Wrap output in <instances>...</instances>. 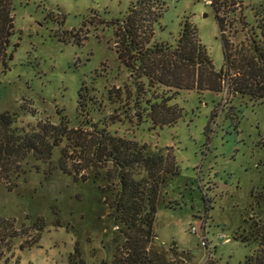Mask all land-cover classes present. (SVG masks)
Wrapping results in <instances>:
<instances>
[{"label":"rangeland","instance_id":"1","mask_svg":"<svg viewBox=\"0 0 264 264\" xmlns=\"http://www.w3.org/2000/svg\"><path fill=\"white\" fill-rule=\"evenodd\" d=\"M143 1L13 0L0 113L16 116V126L27 130L67 127L50 156L31 153L12 169L17 178L3 177L0 263L69 264L78 248L85 264H112L118 180L112 165L95 163L97 144L108 137L148 144L173 161L154 225V258L157 253L176 264L213 258L242 264L257 249L255 242L235 238L249 234L251 218L264 214L254 197L264 189V101L229 90L167 93L164 87L163 97L173 96L169 105L180 118L163 128L147 122V111L139 107L147 83L119 59L116 35ZM155 1L163 5L157 41L176 45L183 26L192 24L215 68H224L212 0ZM220 1L231 6L221 16L236 28L227 29L226 38L246 42L243 20L253 23L252 8L264 0Z\"/></svg>","mask_w":264,"mask_h":264},{"label":"trees","instance_id":"2","mask_svg":"<svg viewBox=\"0 0 264 264\" xmlns=\"http://www.w3.org/2000/svg\"><path fill=\"white\" fill-rule=\"evenodd\" d=\"M12 2L0 0V74L8 67V47L14 31ZM143 2L131 10L116 35L119 59L129 68L131 76L147 83V88L141 87L146 100L139 106L147 111L144 116L147 122L160 128L178 122V108L169 105L173 96L163 97L172 89L220 93L229 90L232 95L264 101V5L252 8L253 23L243 20L249 36L246 42L235 45L225 36L227 29H236L235 22L221 16L227 15L231 6L228 2L212 0L224 49V68L218 71L197 27L192 24L183 26L176 45L157 41L155 24L163 14V5L155 0ZM164 87L170 89L164 92ZM17 123L16 116L0 113V187L4 176H19L12 169L19 167L29 154L50 156L58 146L57 139L66 135L67 126L63 124H45L39 130L31 127L27 130L17 127ZM97 145L95 163L112 165L118 180L113 200L117 235L113 240L112 264H176L157 253L154 258L150 250L156 237L154 225L161 190L175 172L173 161L150 149L148 144L121 137H108L107 142L101 140ZM108 177L112 180V173ZM254 197L264 206V189L254 192ZM248 232L235 239L248 244L255 242L257 249L242 264H264V214L251 218ZM121 240L124 242L119 243ZM69 264H85L78 248L70 255ZM103 264L109 263L104 260ZM206 264L221 263L213 258Z\"/></svg>","mask_w":264,"mask_h":264},{"label":"built area","instance_id":"3","mask_svg":"<svg viewBox=\"0 0 264 264\" xmlns=\"http://www.w3.org/2000/svg\"><path fill=\"white\" fill-rule=\"evenodd\" d=\"M225 242H228L227 240Z\"/></svg>","mask_w":264,"mask_h":264}]
</instances>
